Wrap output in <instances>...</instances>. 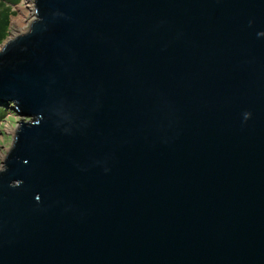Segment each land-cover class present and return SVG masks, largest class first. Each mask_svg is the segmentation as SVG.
Instances as JSON below:
<instances>
[{"label": "water", "instance_id": "obj_1", "mask_svg": "<svg viewBox=\"0 0 264 264\" xmlns=\"http://www.w3.org/2000/svg\"><path fill=\"white\" fill-rule=\"evenodd\" d=\"M29 1L0 264H264V0Z\"/></svg>", "mask_w": 264, "mask_h": 264}, {"label": "rangeland", "instance_id": "obj_2", "mask_svg": "<svg viewBox=\"0 0 264 264\" xmlns=\"http://www.w3.org/2000/svg\"><path fill=\"white\" fill-rule=\"evenodd\" d=\"M6 3V6L9 8V24L6 30V35L4 39L0 42V45L4 44L6 41L12 39L13 37L17 36L21 32L27 28V18L28 22L32 18V13L26 15V20L24 18L23 26L21 27V30L19 29L17 32H15L16 29H14L13 24L14 21L22 17L21 13L19 12V9H23V0H4ZM23 29V30H22ZM0 156L2 154L3 157H0V169L2 166V161L4 160L8 150L11 148L12 144V134L16 126V122L19 120L18 117H16L14 114L9 113L6 114V111L4 112L3 116L0 114ZM13 128L11 129V127ZM6 148V149H5Z\"/></svg>", "mask_w": 264, "mask_h": 264}, {"label": "trees", "instance_id": "obj_3", "mask_svg": "<svg viewBox=\"0 0 264 264\" xmlns=\"http://www.w3.org/2000/svg\"><path fill=\"white\" fill-rule=\"evenodd\" d=\"M9 8L6 6V3L4 0H0V42L4 39L6 35V30L9 24L8 14H9ZM6 108L0 107V114L3 116L4 112L6 111ZM1 117V116H0ZM4 117V116H3Z\"/></svg>", "mask_w": 264, "mask_h": 264}, {"label": "bare ground", "instance_id": "obj_4", "mask_svg": "<svg viewBox=\"0 0 264 264\" xmlns=\"http://www.w3.org/2000/svg\"><path fill=\"white\" fill-rule=\"evenodd\" d=\"M23 5H24V8L23 9L22 8L19 9V12L21 13L22 17H20L19 19L15 20L14 24H13L14 29H16L15 32H17L19 29L21 30V27L23 26L24 18L26 20V15L29 14L31 12V10H32V5H31V2L29 0H23ZM26 23H28V18H27V22ZM12 128H13V126L11 127V129ZM11 132H13V131L11 130ZM0 157H3L2 154H1Z\"/></svg>", "mask_w": 264, "mask_h": 264}]
</instances>
